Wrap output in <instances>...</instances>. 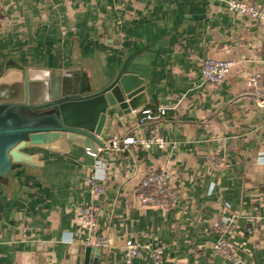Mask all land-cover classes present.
<instances>
[{
  "label": "crops",
  "instance_id": "1",
  "mask_svg": "<svg viewBox=\"0 0 264 264\" xmlns=\"http://www.w3.org/2000/svg\"><path fill=\"white\" fill-rule=\"evenodd\" d=\"M232 1L264 7V0H0V75L79 72L95 92L129 74L144 87L141 109L165 111L138 126L135 113L113 110L102 152L60 142L27 149L35 166L0 180V264H84L93 239L109 243L99 264H126L128 240L163 248L161 264H264V23L230 11ZM207 59L234 63L222 83L203 80ZM128 135L165 145L125 149ZM163 172L178 202L142 205V183ZM91 175L105 195L94 197ZM91 202L99 207L94 233L81 221ZM232 216L224 255L214 226ZM132 264L153 263L142 254Z\"/></svg>",
  "mask_w": 264,
  "mask_h": 264
},
{
  "label": "water",
  "instance_id": "2",
  "mask_svg": "<svg viewBox=\"0 0 264 264\" xmlns=\"http://www.w3.org/2000/svg\"><path fill=\"white\" fill-rule=\"evenodd\" d=\"M9 69L0 75V180L35 166L26 153L31 147L104 146L113 110L130 114L147 104L144 87L129 74L94 92L79 72ZM83 253L84 264H99L100 247H85Z\"/></svg>",
  "mask_w": 264,
  "mask_h": 264
},
{
  "label": "built area",
  "instance_id": "3",
  "mask_svg": "<svg viewBox=\"0 0 264 264\" xmlns=\"http://www.w3.org/2000/svg\"><path fill=\"white\" fill-rule=\"evenodd\" d=\"M230 11L234 12L241 18L251 20L254 22L264 23V7H255L243 1H232L229 4ZM234 63L231 61L207 59L202 65V77L203 80L211 84H220L230 74ZM258 83V79L254 76L249 77L247 85L254 87ZM264 105V102H263ZM138 116V126H144L150 122L156 121L165 115L164 110L155 112L151 109H139L133 111ZM120 142V141H119ZM118 142V143H119ZM114 145L117 142H113ZM121 144L125 149L134 147L141 149H151L153 146L159 148L164 147V141L162 139H144L138 138L133 135H128L123 138ZM104 146L98 148L99 152L104 150ZM170 176L168 173H157L149 175L140 187L138 192V200L144 206H164L176 204L179 200L180 193L177 189L172 187L169 183ZM89 184L92 189L94 197H101L105 195L106 189L101 179L96 175H91L89 178ZM150 187L153 190L151 195H147L144 192L145 188ZM99 214V207L95 202H91L81 210L82 226L90 233H94L97 217ZM235 221V216L229 219L228 224L220 227L219 224H215V228L220 233V239L215 245L217 252L227 255L229 249V242L227 235L232 232V224ZM92 244L96 247L107 248L109 246L107 239H93ZM124 259L126 264H132L133 259L145 254L146 257L153 264H161V257L163 254V248L153 244H142L132 240H128L124 245ZM237 262V259H235Z\"/></svg>",
  "mask_w": 264,
  "mask_h": 264
}]
</instances>
